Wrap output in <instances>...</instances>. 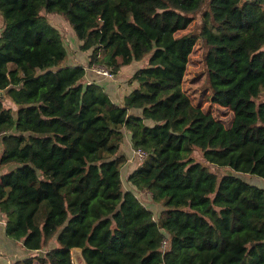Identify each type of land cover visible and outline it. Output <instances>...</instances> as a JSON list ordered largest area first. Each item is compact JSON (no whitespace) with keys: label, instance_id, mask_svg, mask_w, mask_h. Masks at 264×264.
I'll return each mask as SVG.
<instances>
[{"label":"trees","instance_id":"obj_1","mask_svg":"<svg viewBox=\"0 0 264 264\" xmlns=\"http://www.w3.org/2000/svg\"><path fill=\"white\" fill-rule=\"evenodd\" d=\"M0 16L8 239L39 264H264V189L239 176L264 180V0H0ZM62 18L87 66H67ZM198 44L229 128L184 89ZM140 62L121 103L88 84L95 66L118 78ZM127 134L147 154L130 189Z\"/></svg>","mask_w":264,"mask_h":264},{"label":"rangeland","instance_id":"obj_2","mask_svg":"<svg viewBox=\"0 0 264 264\" xmlns=\"http://www.w3.org/2000/svg\"><path fill=\"white\" fill-rule=\"evenodd\" d=\"M55 17L57 16H51L50 19L55 20ZM61 19V18H60ZM62 22L60 23V31L64 35V41L66 44V47L70 53L68 64L69 65H88V59L87 56H84L83 54L79 53L78 44L76 43L75 36L73 35V30L69 27L66 20L62 18ZM192 29V26L188 29L190 31ZM187 31V32H188ZM186 33V32H185ZM77 50V52L75 51ZM145 62L140 63H134L127 69L125 68L120 74L119 79L117 77L108 79L107 77L99 76L101 80V83L99 85L103 86L105 89L108 90V95L111 99H121L123 95H125L130 89L126 86L125 81L128 80L129 77H131L136 70L142 67ZM95 67H101L104 68V70H108L107 68L103 66H95ZM94 68V67H93ZM109 71V70H108ZM110 72V71H109ZM117 80V81H115ZM204 67H203V60H202V54L200 49V44L196 45L194 48L193 53L190 56V62L187 68V72L184 78V89L188 96L191 98L193 104L195 106L201 107L206 113L212 114L218 121H221L227 128H229L232 124L233 120V113L227 109L222 108L218 105H215L211 102L210 94L207 89L204 88ZM97 80H93L88 78V83H96ZM126 90H128L126 92ZM121 92L119 97L115 96V93ZM264 99V97H263ZM8 103V102H7ZM125 153H127L125 149ZM193 158L196 161L203 162L202 153L200 151H196L193 154ZM137 163H141V161L137 160ZM136 164V163H135ZM208 167L215 172L219 178H222L224 175L230 173V169H220L213 165H208ZM242 177L245 181H248L249 183L258 186L260 188L264 189V180L255 176L251 175H239ZM122 182L126 189H130L129 182L127 180V174L123 173L122 175ZM139 199L154 213V218L158 219L161 215V212L163 210V207L161 205H157L153 202L152 205H149V200L151 201V195L149 193H138ZM34 261L31 264H39L36 259V254H32ZM75 264H83L80 260L75 257Z\"/></svg>","mask_w":264,"mask_h":264},{"label":"crops","instance_id":"obj_3","mask_svg":"<svg viewBox=\"0 0 264 264\" xmlns=\"http://www.w3.org/2000/svg\"><path fill=\"white\" fill-rule=\"evenodd\" d=\"M3 28H4V20L0 16V35L2 33ZM88 78L93 79V80H97L96 83H98V84L101 83L100 79H102L100 77H97V75H94L93 72H91V71L89 74H87V80H88ZM117 79H119V78H117ZM115 81H117V80H115ZM88 84H90V83H88ZM105 90L108 94V90L107 89H105ZM127 91L128 90H126V92ZM119 93L122 94L121 92H118V93H115V96L119 97L120 96ZM129 93H130V91H128L125 95H123L121 97V99H113V100L117 103H121L123 101V99L125 98V96L128 95ZM125 149L128 153L127 155L125 153ZM133 153H134L133 145L130 141V136L127 134V135H125L123 147H122V150L120 151V154H125L126 156H129L130 158H129L128 164L125 166V168L122 172V175L125 171V173L128 176L136 167L135 166L136 161L134 159ZM148 203H149V205H152V199H151V201L149 200ZM32 254H34V253L26 250L23 247L22 242H19V241L16 242V241H12V240L8 239V237L6 236V218L2 214H0V264H16L18 262L22 264V262H24L26 259L30 258Z\"/></svg>","mask_w":264,"mask_h":264},{"label":"built area","instance_id":"obj_4","mask_svg":"<svg viewBox=\"0 0 264 264\" xmlns=\"http://www.w3.org/2000/svg\"><path fill=\"white\" fill-rule=\"evenodd\" d=\"M92 72L97 75L98 77L99 76H103V77H107L108 79L110 78H114L113 74L111 72H109L108 70H104V68H101V67H94L92 69ZM134 158H138L139 160H143L147 157V154L144 153L142 150H137V151H134ZM167 244V242L165 241L163 243V247H165Z\"/></svg>","mask_w":264,"mask_h":264},{"label":"water","instance_id":"obj_5","mask_svg":"<svg viewBox=\"0 0 264 264\" xmlns=\"http://www.w3.org/2000/svg\"><path fill=\"white\" fill-rule=\"evenodd\" d=\"M3 95H4V94L0 91V97H1V98H3Z\"/></svg>","mask_w":264,"mask_h":264}]
</instances>
